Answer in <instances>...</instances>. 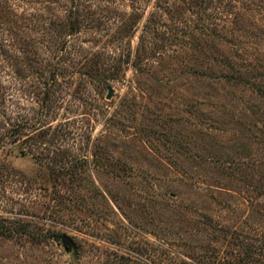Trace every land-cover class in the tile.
I'll return each mask as SVG.
<instances>
[{
	"label": "rangeland",
	"instance_id": "obj_1",
	"mask_svg": "<svg viewBox=\"0 0 264 264\" xmlns=\"http://www.w3.org/2000/svg\"><path fill=\"white\" fill-rule=\"evenodd\" d=\"M0 264H264V0H0Z\"/></svg>",
	"mask_w": 264,
	"mask_h": 264
},
{
	"label": "water",
	"instance_id": "obj_2",
	"mask_svg": "<svg viewBox=\"0 0 264 264\" xmlns=\"http://www.w3.org/2000/svg\"><path fill=\"white\" fill-rule=\"evenodd\" d=\"M69 244H70L69 239L67 237H64L63 238V245L67 249V251H70V249L68 248Z\"/></svg>",
	"mask_w": 264,
	"mask_h": 264
}]
</instances>
